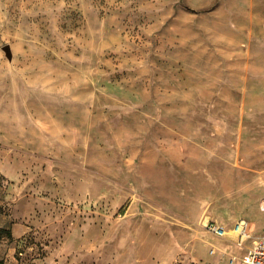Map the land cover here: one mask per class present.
I'll return each mask as SVG.
<instances>
[{
    "label": "rangeland",
    "instance_id": "rangeland-1",
    "mask_svg": "<svg viewBox=\"0 0 264 264\" xmlns=\"http://www.w3.org/2000/svg\"><path fill=\"white\" fill-rule=\"evenodd\" d=\"M209 221L264 238V0H0V264H196Z\"/></svg>",
    "mask_w": 264,
    "mask_h": 264
},
{
    "label": "built area",
    "instance_id": "built-area-1",
    "mask_svg": "<svg viewBox=\"0 0 264 264\" xmlns=\"http://www.w3.org/2000/svg\"><path fill=\"white\" fill-rule=\"evenodd\" d=\"M205 229L213 236L221 239H226L233 233L234 244L245 251L242 258L231 257L227 264H264V238L253 241L252 245L247 248L246 243L250 239V235L248 224L245 221L237 223L231 231L226 230L224 226L214 221L207 222ZM214 252L215 250H211V254Z\"/></svg>",
    "mask_w": 264,
    "mask_h": 264
},
{
    "label": "crops",
    "instance_id": "crops-1",
    "mask_svg": "<svg viewBox=\"0 0 264 264\" xmlns=\"http://www.w3.org/2000/svg\"><path fill=\"white\" fill-rule=\"evenodd\" d=\"M211 250H215V252L211 254ZM244 254L245 251L236 244L206 233L201 240L194 242L189 251L190 261L192 260L196 264H227L231 257L242 258Z\"/></svg>",
    "mask_w": 264,
    "mask_h": 264
},
{
    "label": "water",
    "instance_id": "water-1",
    "mask_svg": "<svg viewBox=\"0 0 264 264\" xmlns=\"http://www.w3.org/2000/svg\"><path fill=\"white\" fill-rule=\"evenodd\" d=\"M3 50L5 51V53L7 54L8 58H12V52H11V48L9 46H5L3 48Z\"/></svg>",
    "mask_w": 264,
    "mask_h": 264
}]
</instances>
